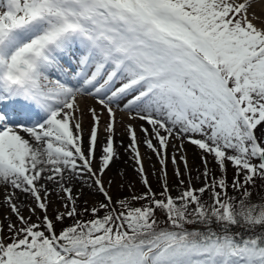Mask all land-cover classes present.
Returning <instances> with one entry per match:
<instances>
[{
    "label": "rangeland",
    "instance_id": "1",
    "mask_svg": "<svg viewBox=\"0 0 264 264\" xmlns=\"http://www.w3.org/2000/svg\"><path fill=\"white\" fill-rule=\"evenodd\" d=\"M42 1L44 4H41L40 9L37 8L38 6L34 7L30 14L39 12L41 15V7L47 5L53 8L60 2V0ZM78 1L84 2V0ZM114 1L127 14L132 12V17L136 19L135 0ZM238 1L240 0L218 1L220 5H216L215 1L216 4L213 2L210 8L225 10V18H227L239 4ZM254 1L250 0V3ZM35 2L37 3V0ZM250 3L248 7L242 9L229 29L236 40L229 44L230 50L234 52L247 45L253 48L264 39V27L254 21L255 13L249 9ZM4 4L8 5L9 0H5ZM75 4L80 8L78 2ZM6 5L0 7L5 8L8 13L14 10L13 8L12 11H8L11 6ZM113 16L120 21H127V18L121 14ZM153 18L157 33L150 34L153 44L147 55L151 57L147 65L162 54V57H168L170 53L169 64L180 65L177 69H167L169 72L165 77L163 78L161 73L156 76V80L166 83L162 91L169 92L171 95L174 92L173 89H176H171L168 85H175L180 89L178 93L182 95L185 112L190 115L187 121L192 123L193 131H189L187 135L173 134L172 128L168 133L164 132L161 137L167 136L168 142L165 143L163 139L157 144H147L150 159L146 162L139 142L137 121L147 122L157 117L147 114V111H132L134 110L132 108L136 110L145 107L150 101L142 96L145 93L135 95L137 90L128 88L129 77L128 79L126 77L115 79L117 86L112 87L110 74L102 80V75L94 76L92 68L86 66L83 72L89 78L91 77L92 82L99 83L103 89H112L116 97L126 101L124 103L132 107L118 108L111 102L112 106L108 108L106 104L109 102L106 100H103L105 102L103 104L95 100L86 104L81 102L82 96H77L73 98L76 100L74 109L67 101V92L60 89L52 91L53 96L49 104L51 105L52 101L66 100L65 105H62L60 109L69 110L70 125L76 129V133L72 136H64L60 133L58 135H62L60 137L65 139L69 137V141L65 140L63 143L67 145L66 149L70 155H74L73 158L78 164L76 174L80 176V181L78 180L79 183L75 189L61 186L45 194L37 188L39 190L37 194L44 199L36 198L30 192V201L25 208L20 209L14 206L9 212L10 217L6 220L0 213V238L2 239L0 241V264H45L48 261L52 264H96L99 259L102 260L105 252L107 255L111 252L110 247L120 253L119 249H116L120 248L119 245L109 244L108 247L104 238L110 236L112 242H116L145 227V222H141L145 215V204L140 203L138 198L142 192L152 188L164 192V195L166 194L167 198L172 201L170 203L165 201V206L170 204L173 207V215L176 217L174 221H183L181 210H184L197 219L206 215H213L215 218L224 216L228 223L236 225L243 208L244 217L248 223L264 226V187L262 188L259 184L252 187L249 179L252 176H258L257 172L260 173V169L263 168L264 117L258 118L259 121L257 117L250 118L252 121H257L253 124L247 116L242 115L237 109L238 105L231 92L216 80L211 67L205 62L207 50L196 34H203L210 26L203 23L195 32L196 34H193L173 15L156 14ZM188 20L191 21L192 16ZM132 21L135 22L133 18ZM151 28L152 26L144 25L145 31ZM214 28L212 25L211 29ZM220 28L218 30L215 28V30L221 33ZM30 38L15 37L12 43H9L3 56L8 59L17 56L18 60L24 56L22 51L25 45L27 49L33 47L34 43L31 41L33 37ZM112 39H116L119 44L123 42L126 47L132 46L138 58L144 59L148 51L141 37H112ZM187 44L189 49L186 47ZM177 51L179 52L175 53ZM77 55H79L77 63L88 64L91 60V56L83 52H77ZM177 59L187 61V63H177ZM249 63L245 62L243 66ZM261 63L264 67V56H262ZM139 64L143 70L150 72V68L148 69L143 62ZM159 64L161 65L160 60L158 66ZM189 64L197 68L192 73L185 69V66ZM97 65L99 62L93 60L92 66ZM3 66L5 67V64ZM245 93L255 106L264 104L262 84L246 88ZM87 95L93 99L91 94ZM131 101L132 103H129ZM119 111L123 114H118ZM63 117L66 120V116ZM72 118L76 121L74 122ZM0 121L3 122L2 116H0ZM250 124H253L255 129L253 134L248 127ZM117 134L128 138L130 149L126 169L118 171L113 170L111 165ZM85 135L88 137L85 142L92 147L95 146L92 141H98L100 136L103 137L104 142L108 144L107 153L112 150V154H107L100 159L97 153L88 149L89 145L84 146ZM255 138L256 140L253 141ZM188 143L194 144L195 148L187 147ZM256 145L261 146L262 152L259 158L252 159L253 147ZM80 155L85 156L84 162ZM86 163L91 166L92 170L87 168ZM89 171L93 173L91 176ZM95 177L101 179L107 191L105 194L96 187L93 179ZM32 184H35L34 181ZM125 201L131 203L133 207L130 212L117 209ZM172 237L168 234L162 239ZM95 245H98V249L94 250L96 254L87 255L89 248ZM136 247L135 245L126 247V249H135L134 264H174L173 261L177 259L185 260L182 264H188L189 261L186 260L193 254L198 258L203 257L205 261L210 257V255L207 256L208 249H185L168 255L163 252L165 245H157L155 242ZM7 248L10 251L8 254H6ZM24 249L26 254L23 252ZM238 255L249 256L248 252L236 251L233 256L236 262L228 258L229 263L237 264ZM214 256L216 261L220 260L222 258L221 249L216 250ZM168 258L169 260L166 261ZM260 263L261 261L257 262V264Z\"/></svg>",
    "mask_w": 264,
    "mask_h": 264
},
{
    "label": "bare ground",
    "instance_id": "2",
    "mask_svg": "<svg viewBox=\"0 0 264 264\" xmlns=\"http://www.w3.org/2000/svg\"><path fill=\"white\" fill-rule=\"evenodd\" d=\"M243 1L248 4L250 3V0ZM249 9L255 13L254 21L264 27V0H255L250 3ZM105 51L104 46H98L95 54L99 58L107 59L104 54ZM117 55L120 56L119 53ZM121 60L118 58L117 61L112 63L119 66ZM129 63L136 65L133 60H130ZM177 66L180 67V65ZM1 74L2 71L0 70V76ZM12 75L13 73L5 75V82L0 80V87L9 86L7 82ZM137 75L139 76L140 73H137ZM54 79L57 78L52 77L50 83L53 87H57ZM132 79L134 80V78ZM148 84L149 81L147 80L140 83L139 86L146 87ZM91 88L88 87L87 89ZM94 93L97 95L101 94L97 90ZM0 94L1 96L4 95L3 89H0ZM71 96L72 94L69 95V99L73 103ZM151 97L152 101L150 104L138 110L147 111V114H153L157 118L147 122L137 119L139 142L145 154L146 162L150 159V151L147 144H157L163 139L165 143L168 142L167 136L161 137V135H164V132L167 131L168 133L169 129L172 128L174 130L173 134L187 135L189 131H193L192 123L187 121L190 115L184 110L183 99L179 98V96L171 95L169 92H164L162 89L155 90ZM90 101L94 100L88 97L81 99V102L86 104ZM95 101L103 103L98 98ZM119 105L120 107H127L125 103H120ZM107 106L108 108L110 107L109 105ZM63 114L66 113L61 110L55 115V118L43 121L41 125H36L38 120L34 122L30 118H27L22 121L25 125L24 128L8 126L6 129H0V213L4 215L5 220L10 217L9 212L14 206L22 209L30 201L31 191L25 183V177L34 180L35 184H37L44 194L54 191L61 186L75 189L78 185L80 176L76 174L78 164L73 158L74 155H70L69 151H67V145L63 143L64 140L59 139L61 135H58V140H56L58 133L63 134L62 132H66L71 135L73 133V129H70L69 125L63 121ZM118 114L122 115L123 113L119 111ZM86 138H88L87 135L83 138V144L85 147H88L89 144L87 145V142H85ZM94 144V147L89 145L88 149L97 153L100 159L104 158L107 154H112V150L107 153L108 144L104 142L103 137L100 136ZM114 145L115 151L111 162L113 170L126 169L130 150L128 138L122 134H117ZM187 147L195 148V145L188 143ZM89 150L88 152H90ZM42 199L44 198L42 197ZM45 209L49 210V208ZM240 251L247 253L245 246ZM23 252L24 254L27 253L25 249ZM20 254L22 253L20 252ZM248 254V257L238 255V263L240 264L251 258L250 250ZM261 260L262 257L259 255L254 258L253 264H257ZM231 261H235V257L231 258Z\"/></svg>",
    "mask_w": 264,
    "mask_h": 264
},
{
    "label": "trees",
    "instance_id": "3",
    "mask_svg": "<svg viewBox=\"0 0 264 264\" xmlns=\"http://www.w3.org/2000/svg\"><path fill=\"white\" fill-rule=\"evenodd\" d=\"M249 179L252 183V187L258 184L261 185L262 188L264 187L262 177L252 176ZM138 200L140 203L143 202L145 204V215L141 222L144 221L146 225L143 229H138L133 233L130 232L131 234L127 235V238L124 236L122 240L127 239L129 242H136L145 238L147 240H152V236L154 238V236L160 235L162 232L176 229V231L173 232L175 237L181 235L186 236L180 240L182 243L187 239L192 241L209 235H216L220 240H223L224 243L230 245L240 240H253V242L255 241L256 243H264V226L248 223L243 216V208L242 214L239 215V220L236 225H232L222 218H215L210 215H206L202 219H197L192 214L184 212V210H181L183 213V221L178 223L177 220L174 221L176 217L173 215V207L170 206V204L165 206V201L167 203H170V201L164 195V192L153 188L151 192H142ZM131 207V203H126L125 201V203L121 204L117 209L122 211L128 210L130 212ZM198 224H202L204 227L208 226V228L197 229L196 226ZM212 225H215L216 228L221 230L222 234H218L215 227H211ZM104 239L110 240V236ZM176 244H178V242ZM130 252L129 250L124 252L125 259L129 258L128 255H130Z\"/></svg>",
    "mask_w": 264,
    "mask_h": 264
}]
</instances>
